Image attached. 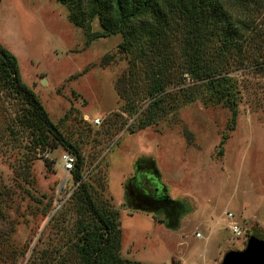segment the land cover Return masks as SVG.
Returning <instances> with one entry per match:
<instances>
[{
	"label": "rangeland",
	"instance_id": "1",
	"mask_svg": "<svg viewBox=\"0 0 264 264\" xmlns=\"http://www.w3.org/2000/svg\"><path fill=\"white\" fill-rule=\"evenodd\" d=\"M259 1L246 14L234 12L264 33ZM71 8L78 12L61 0H1L0 45L17 59L20 80L51 121L79 146L82 181L97 206L117 210L121 257L131 264H222L244 251L254 233H264V39L243 48L242 66L232 55L225 67L238 82L234 111L191 80L178 23L160 48L164 56L138 35L127 52L121 34L90 41L102 31L99 19L77 26ZM159 68L158 84L172 92L185 87V96L168 98L167 114L142 129ZM8 78L0 75V264H57V253L76 260L70 248L84 215L75 198L80 183L64 171L67 151L50 139L41 146L28 128L27 108ZM153 169L180 203L174 209L144 202L132 189ZM232 222L242 236L228 228Z\"/></svg>",
	"mask_w": 264,
	"mask_h": 264
},
{
	"label": "trees",
	"instance_id": "2",
	"mask_svg": "<svg viewBox=\"0 0 264 264\" xmlns=\"http://www.w3.org/2000/svg\"><path fill=\"white\" fill-rule=\"evenodd\" d=\"M61 2L77 6L78 12H73L75 9L71 8L72 19L77 26H84L86 18L99 19L102 31L92 33L90 41L121 34L125 43L123 50L127 52L132 50L138 42L136 40H142L144 37L149 43L147 45H151L152 53L164 56L163 50L159 52L160 48L167 39L170 26L178 23L176 32L180 31L185 38L184 55L189 64L188 74L191 80L196 87H205L215 104L224 103L234 111L238 104V82L231 77L230 69L225 67L232 55L233 58L239 57L238 63L242 66L243 48L253 46L255 40L264 39L263 31L260 32L249 19H241L235 14L236 9L244 14L248 13L250 5L259 4L261 2L259 0H61ZM137 35L142 38L138 39ZM163 72L162 68L155 71L154 84H158L157 79ZM2 74L9 77L8 86L11 92L20 97L25 104L28 112L26 124L41 140L40 145L47 146L50 139L76 157L71 175L75 183H80L75 198L84 211L76 240L70 248L76 260L64 257L61 253H57L54 260L57 264H131L119 254L122 231L117 210L111 209L108 205L99 208L89 191V186L82 181L83 158L79 146L70 142L51 121L34 91L20 80L17 59L0 45V75ZM168 88L169 86L159 82L152 89V101L144 117L139 121L142 129L167 114V105L170 101L168 98L175 101L185 96L181 94L185 87H180L175 92L167 91ZM163 187L166 193L167 189L164 185ZM167 198L172 205L180 204L171 200L168 195Z\"/></svg>",
	"mask_w": 264,
	"mask_h": 264
},
{
	"label": "flooded vegetation",
	"instance_id": "3",
	"mask_svg": "<svg viewBox=\"0 0 264 264\" xmlns=\"http://www.w3.org/2000/svg\"><path fill=\"white\" fill-rule=\"evenodd\" d=\"M142 169L143 170L141 171L145 172L144 170H146L147 168L145 167ZM132 183H134L132 189H134V192H136V196H140L144 202L150 201L152 203H158L162 205L167 204L169 206L171 205V207L174 209L173 205L168 201L164 187L161 184L160 178L158 174L154 171V169L153 172H151L148 177L142 180L141 183H139L136 178L133 180ZM176 220L177 218L175 219V221Z\"/></svg>",
	"mask_w": 264,
	"mask_h": 264
},
{
	"label": "water",
	"instance_id": "4",
	"mask_svg": "<svg viewBox=\"0 0 264 264\" xmlns=\"http://www.w3.org/2000/svg\"><path fill=\"white\" fill-rule=\"evenodd\" d=\"M223 264H264V233H254L246 249L229 253Z\"/></svg>",
	"mask_w": 264,
	"mask_h": 264
},
{
	"label": "built area",
	"instance_id": "5",
	"mask_svg": "<svg viewBox=\"0 0 264 264\" xmlns=\"http://www.w3.org/2000/svg\"><path fill=\"white\" fill-rule=\"evenodd\" d=\"M94 124L99 125L100 120L95 119ZM61 160H62L64 171H66L69 175H71V173L75 167L76 157L73 154L66 152L62 155ZM226 216L230 220H232L234 218V215L232 213H226ZM228 228L231 230V232L235 236H242L243 235L242 228L236 222H232L230 225H228ZM197 237H201V234H197Z\"/></svg>",
	"mask_w": 264,
	"mask_h": 264
}]
</instances>
